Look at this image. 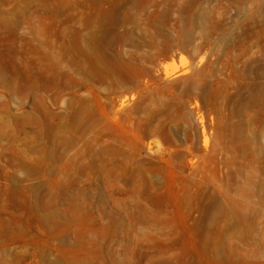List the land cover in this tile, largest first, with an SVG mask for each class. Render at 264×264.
<instances>
[{
    "label": "rangeland",
    "instance_id": "rangeland-1",
    "mask_svg": "<svg viewBox=\"0 0 264 264\" xmlns=\"http://www.w3.org/2000/svg\"><path fill=\"white\" fill-rule=\"evenodd\" d=\"M0 264H264V0H0Z\"/></svg>",
    "mask_w": 264,
    "mask_h": 264
},
{
    "label": "bare ground",
    "instance_id": "bare-ground-1",
    "mask_svg": "<svg viewBox=\"0 0 264 264\" xmlns=\"http://www.w3.org/2000/svg\"><path fill=\"white\" fill-rule=\"evenodd\" d=\"M24 123V122H23ZM22 125V124H21ZM25 125V124H24ZM8 129V128H7ZM56 134H57V132H56ZM55 138V137H54ZM56 139V138H55ZM54 139V140H55ZM62 142V141H61ZM51 144V143H50ZM32 167V166H31ZM46 168V167H45ZM50 168V167H49ZM20 184V183H19ZM41 190V189H40ZM32 191H35L34 189H32Z\"/></svg>",
    "mask_w": 264,
    "mask_h": 264
}]
</instances>
